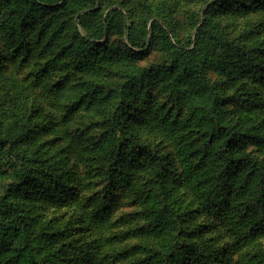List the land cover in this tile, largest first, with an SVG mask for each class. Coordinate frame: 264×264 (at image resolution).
Returning <instances> with one entry per match:
<instances>
[{"label":"rangeland","instance_id":"1","mask_svg":"<svg viewBox=\"0 0 264 264\" xmlns=\"http://www.w3.org/2000/svg\"><path fill=\"white\" fill-rule=\"evenodd\" d=\"M101 1L103 7H98L97 20L100 16L106 19L119 8L118 4L130 10L132 20L121 25L115 22L104 34L94 28L95 50L89 61L84 58L75 62L59 50L66 46L74 55L77 45L73 42H79L74 39L73 27L77 6L60 3V7L41 12L37 7L29 9L21 0H0L3 136L17 140L34 169L45 172L48 183L52 178L58 182L51 184L46 197L27 195L22 199L24 216L33 226L39 253L52 264H88L93 260L97 264H178L170 255L175 244L187 240L204 243L226 264H236L241 256H256L264 264V236L240 247V251L233 243L230 230L237 226L233 216L244 200L239 178L224 187L226 200L213 201L202 189L208 158H203L200 151L210 139L202 108L208 98L191 91L185 81L180 79L175 84L173 79L179 38H199L210 52L206 80L219 97L222 119L237 125L241 132L261 122L264 104L241 109L238 100L242 94L238 89L243 82L254 86L260 83L246 71V58L242 55L248 57L255 43L259 46L254 54H263L264 8L256 7V3H246L252 8H244L239 0ZM147 4L151 5L150 10L146 9ZM29 12L32 17L25 21ZM20 22L28 31H24V40L16 41L10 33ZM63 22L65 30L51 42L52 26ZM78 28L85 37L82 27ZM20 41L27 44V55L15 48ZM64 78L82 84L85 93L92 89L91 83L108 85L94 93L90 91L101 108L108 111L117 106L120 90L110 85L123 88L124 105L143 123L131 121L129 128L115 136V129L109 130L107 124L83 120L69 105L62 107L54 100L55 86ZM17 118L22 124L18 127ZM76 127L89 135L113 137L116 141L121 134L125 140L133 131L144 133L150 150L168 155L177 171L185 173L184 177L161 195L156 191L154 174L143 165L131 170V188L120 181H110L93 169L86 152L69 140L68 133ZM237 152L242 157L264 161V145L254 146L249 141ZM2 158L0 149V194L15 181L2 166ZM196 164L197 170L187 177L186 172H191ZM65 187L71 188L73 198L61 197ZM149 195L151 205L146 199ZM162 195L177 212V227L172 232L154 231L148 215L149 205L151 210ZM225 201L228 205L221 212ZM9 256L1 258L0 264H6Z\"/></svg>","mask_w":264,"mask_h":264},{"label":"trees","instance_id":"2","mask_svg":"<svg viewBox=\"0 0 264 264\" xmlns=\"http://www.w3.org/2000/svg\"><path fill=\"white\" fill-rule=\"evenodd\" d=\"M26 2L29 9L38 8L41 12H46L56 7H60L62 3L66 6L75 5L79 8L78 15L74 19L73 27L74 39H79L74 55L69 54V49L62 46L60 53L70 55L75 62L84 60L89 61L90 54L95 49L92 48L94 28L97 32L103 34L109 30L111 26L117 22L121 25L126 20H132V13L126 10L124 6L118 4L119 8L111 11L106 17L100 16L98 7H103L101 0H21ZM244 8L252 7L246 3H256V7L264 8V0H239ZM97 7V10L95 9ZM147 10L151 9V5L147 4ZM80 13L83 15L79 16ZM30 21L32 15L28 13ZM79 16L78 20L77 17ZM65 23L54 24L50 41L53 42L60 38L65 30ZM27 26L31 29L30 22ZM82 27V32L79 31ZM28 31L20 22L19 25L12 27L11 37L18 41L24 40V31ZM195 43V46L193 47ZM259 44L255 43L246 58L245 68L249 71L252 79L259 80V84L254 86L241 83L239 92L242 94L238 100L241 109L249 108L250 105L264 104V50L263 54L255 53ZM174 47V46H173ZM15 48L20 53L27 55L29 48L27 44L20 41ZM175 48V47H174ZM177 48V49H176ZM175 48V68L170 65L173 71L174 83H178L181 79L191 86V91H197L202 97H207V104L202 108L205 117V123L209 127L210 139L207 140L202 148L203 158H208L205 164L202 188L208 192V197L216 201L218 198L225 199L226 192H222L233 178H239L238 183L242 191L243 202L239 204L236 215L233 220L237 226L230 230L233 237V243L238 251L240 247H244L248 243L254 242L257 238L264 236V161L258 162L251 160L247 156H241L240 151L247 142H252L254 146L264 145V119L251 126L249 131L238 130L237 125L227 124L222 119V106L219 103V97L215 90L206 80L209 74L208 57L209 50L207 45L197 38L195 41L192 36H182ZM67 49V50H66ZM67 51V52H66ZM254 55V56H253ZM77 59H76V58ZM176 69V71H175ZM92 89L84 92L83 85L74 82L70 78H64L55 86L53 97L59 106L69 105V109L74 114L80 116L83 120H98L101 124H107L108 129H115L114 135L122 133L123 129L129 128L132 122L143 123V119L133 117L130 110L124 105L123 88L110 85L112 88L119 90L116 101V107L102 109L97 97H92L93 93L98 89H105L108 85H100L97 82L91 83ZM179 87V85H177ZM122 97V99H121ZM17 121V127L22 125L20 119ZM3 122L0 121V149L3 155L2 166L9 170L15 181L8 185L3 193L0 194V259L10 255L6 264H52L45 256L39 253L40 247L36 244L33 237V226L26 219L24 210V201L27 195L32 197H46L50 192L51 184L58 183L55 178L48 183L45 172H39L34 169L33 164L26 153L17 143L16 139L3 136ZM248 132L250 135L248 137ZM129 138L124 140V134H121L117 141L112 138L101 137L98 135H89L83 128L76 127L68 133V138L75 147L86 152V159L91 167L98 170L108 180L113 182L120 181L127 187L131 188V182L128 179L130 172L141 165L145 166L154 174L156 180V191L158 194L172 187L175 182L184 177L175 168L173 162L169 160L168 155L161 154L157 150H150L149 141L145 140V134H138L133 131L127 134ZM249 138L247 140L246 138ZM203 160V159H202ZM198 164L191 168V172H186L187 177L196 171ZM237 181V179H236ZM61 186L59 189H62ZM70 190L63 191L62 198H73ZM140 195V194H139ZM67 196V197H65ZM142 198L143 196L140 195ZM157 198V196H156ZM148 204L151 205V195L147 198ZM226 200V199H225ZM148 215L152 217L154 231L172 232L176 229L177 212L174 205H169L166 198L161 196L157 198L156 206L152 207ZM228 203L221 204V212L225 211ZM215 251V250H214ZM207 245L198 244L197 242H189L182 240L175 244L174 251L170 257L178 261V264H226L220 255H213ZM243 259V260H242ZM3 260V259H1ZM169 261V260H168ZM88 264H97L96 261L88 262ZM167 264V262H165ZM236 264H262L257 260L256 256H241Z\"/></svg>","mask_w":264,"mask_h":264}]
</instances>
